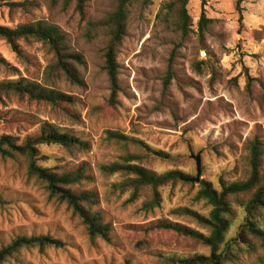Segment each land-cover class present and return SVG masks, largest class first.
Wrapping results in <instances>:
<instances>
[{"label": "rangeland", "instance_id": "1", "mask_svg": "<svg viewBox=\"0 0 264 264\" xmlns=\"http://www.w3.org/2000/svg\"><path fill=\"white\" fill-rule=\"evenodd\" d=\"M120 0H87L83 20L63 0H0V25L50 22L66 35L74 51L84 56L83 86L64 79L47 83L48 50L33 40L22 41V55L0 39V84L25 78L49 84L70 95L74 105L64 109L44 103L5 98L0 102V138L23 142L39 134L45 124L87 142L73 153L57 146L41 151L44 164L60 171L86 164L92 180L84 189L98 194L96 210L111 227L110 240H92L82 220L68 205L52 198L28 175L22 158L0 157V249L20 236H50L60 248L23 250L5 264H174L180 258L210 255V248L174 230L160 228L171 220L207 232L193 219L172 215L189 207L208 215L211 207L195 201L199 184L162 189L163 203L152 212L144 200L129 203L128 194L113 193L119 176L108 177L101 167L114 162L120 149L106 141V132L130 135L157 150L179 156L175 162H151L158 172L181 169L197 177L195 156L201 158V178L217 189L221 182L246 176V145L264 142V105L257 90L246 89L247 74L264 79V0H188L192 26L181 29L177 14L165 7L172 0H131L128 27L118 48V89L113 97L105 69L109 41L90 32L89 23L116 11ZM205 14L207 27L199 22ZM227 234L235 238L244 220L237 205ZM226 264H264V248L235 251Z\"/></svg>", "mask_w": 264, "mask_h": 264}, {"label": "trees", "instance_id": "2", "mask_svg": "<svg viewBox=\"0 0 264 264\" xmlns=\"http://www.w3.org/2000/svg\"><path fill=\"white\" fill-rule=\"evenodd\" d=\"M59 0H50L56 4ZM131 0H120L115 12L103 20L89 23L90 32H103L108 38L105 50V69L111 83L113 97L118 89V48L122 44L128 27V5ZM246 0H237V9L241 10ZM65 10L74 8V12L83 20L86 19L87 0H63ZM188 0H172L165 7L176 12L181 22V29L186 33L192 26L188 14ZM205 14L199 22L200 30L207 27ZM0 39L4 40L12 51L22 55V41L33 40L42 44L51 55L45 70L47 83L64 79L75 86H83L84 80L80 68L85 64L84 56L74 51L62 30L50 22L22 23L16 27L0 25ZM5 60L0 56V63ZM246 89L248 93L257 90L264 105V79L253 78L247 74ZM16 97L31 102L44 103L58 109L71 107L74 99L49 84H40L22 78L0 84V102ZM106 141L116 145L121 155L114 162L101 167L108 177L119 176L120 180L112 184L113 193L128 194L129 203L143 199L142 209L152 212L163 203L162 189L177 184L191 185L192 176L181 169L158 172L151 162H175L179 156L163 150H157L144 142L142 138L125 135L120 132H106ZM89 144L69 133H64L55 126L45 124L38 135L19 138L5 135L0 138V157L3 159L22 158L25 160L30 178L38 181L60 203L68 205L73 213L85 225L92 240L101 238L110 240L111 227L106 223L101 212L96 210L99 204L98 194L84 189L92 180L87 165L83 164L74 170H58L44 164L48 159L41 149L45 146H57L73 153L88 149ZM246 176L242 179L221 182L217 189L210 181L202 179L195 195V201H204L211 207L208 215H203L189 207L176 208L172 215L193 219L207 232L171 220L161 222L160 228L174 230L176 233L195 239L210 248V255H197L192 258H180L174 264H226L229 257L237 258L235 251H256L264 248V142L259 138L246 145ZM197 184V183H195ZM1 202V200H0ZM237 205L244 213V220L237 236L227 242V234L236 217ZM60 248L62 243L50 236H20L9 245L0 249V264H5L23 250ZM129 264V263H127Z\"/></svg>", "mask_w": 264, "mask_h": 264}, {"label": "water", "instance_id": "3", "mask_svg": "<svg viewBox=\"0 0 264 264\" xmlns=\"http://www.w3.org/2000/svg\"><path fill=\"white\" fill-rule=\"evenodd\" d=\"M194 158H195V160L197 162L196 164H197V172H198V174H197L196 178L191 179V182L200 183L201 180H202V178H201V164H200L201 163V158H200V155L195 156Z\"/></svg>", "mask_w": 264, "mask_h": 264}]
</instances>
